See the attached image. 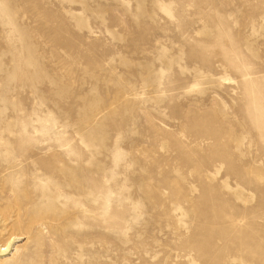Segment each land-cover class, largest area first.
Masks as SVG:
<instances>
[{"label":"rangeland","instance_id":"374dc122","mask_svg":"<svg viewBox=\"0 0 264 264\" xmlns=\"http://www.w3.org/2000/svg\"><path fill=\"white\" fill-rule=\"evenodd\" d=\"M0 264H264V0H0Z\"/></svg>","mask_w":264,"mask_h":264}]
</instances>
